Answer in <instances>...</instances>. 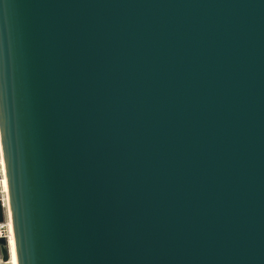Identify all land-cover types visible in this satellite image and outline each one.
<instances>
[{
  "label": "water",
  "instance_id": "1",
  "mask_svg": "<svg viewBox=\"0 0 264 264\" xmlns=\"http://www.w3.org/2000/svg\"><path fill=\"white\" fill-rule=\"evenodd\" d=\"M0 141L17 264H264V0H0Z\"/></svg>",
  "mask_w": 264,
  "mask_h": 264
},
{
  "label": "bare ground",
  "instance_id": "2",
  "mask_svg": "<svg viewBox=\"0 0 264 264\" xmlns=\"http://www.w3.org/2000/svg\"><path fill=\"white\" fill-rule=\"evenodd\" d=\"M0 173L2 175L1 191L3 193V199L8 206L9 219H10V222L12 224V228H11V232H10V236H9V240H8L9 247H10V253H11L10 264H17V256H16L15 240H14V229H13L12 215L10 212L8 183H7V178H6V174H5V166H4V158L2 155L1 141H0Z\"/></svg>",
  "mask_w": 264,
  "mask_h": 264
},
{
  "label": "built area",
  "instance_id": "3",
  "mask_svg": "<svg viewBox=\"0 0 264 264\" xmlns=\"http://www.w3.org/2000/svg\"><path fill=\"white\" fill-rule=\"evenodd\" d=\"M1 178H2V175L0 173V196H1L2 206L4 208V221L2 223H0V238H4L8 242L9 236H10V232H11V228H12V224H11L10 219H9L8 206H7V204L5 203V201L3 199V193L1 191ZM0 255H1V253H0ZM0 258H1V262L0 263L4 264L2 262V256Z\"/></svg>",
  "mask_w": 264,
  "mask_h": 264
},
{
  "label": "rangeland",
  "instance_id": "4",
  "mask_svg": "<svg viewBox=\"0 0 264 264\" xmlns=\"http://www.w3.org/2000/svg\"><path fill=\"white\" fill-rule=\"evenodd\" d=\"M1 253V252H0ZM0 257H1V255H0ZM0 262H1V258H0ZM1 264V263H0Z\"/></svg>",
  "mask_w": 264,
  "mask_h": 264
}]
</instances>
